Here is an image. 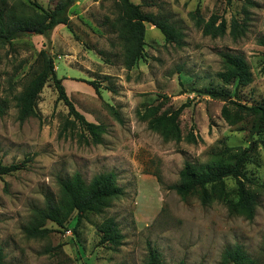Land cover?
I'll return each instance as SVG.
<instances>
[{
	"label": "rangeland",
	"instance_id": "rangeland-1",
	"mask_svg": "<svg viewBox=\"0 0 264 264\" xmlns=\"http://www.w3.org/2000/svg\"><path fill=\"white\" fill-rule=\"evenodd\" d=\"M59 0H0L15 11L51 8ZM141 10L166 17L183 34L182 44L164 40L145 22L141 55L130 68L113 22L117 0H75L68 9L69 25L58 24L47 35L23 34L0 47V162L28 159L24 168L0 176V264H145L150 248L159 264H219L222 251L235 244L264 264V149L260 135L248 132L246 121L229 125L220 115L223 101L212 92L228 93L250 104L264 102V0H131ZM199 9L207 19L216 14L226 21L224 34L212 37L194 25L189 11ZM236 18L245 31L229 34ZM47 52L75 108L88 121L102 124L101 141L94 143L83 125L68 114L52 80L36 100V116L19 122L16 95L38 70V52ZM221 52L241 54L252 81L234 94L224 84ZM99 85L97 94L87 81ZM187 102L179 117V140H165L147 127L139 114L152 104L170 111ZM114 106L116 119L106 106ZM241 126L245 128L240 129ZM188 131L195 142L185 139ZM223 141L249 146L248 186L256 195L254 216L229 214L224 201L202 204L197 193L181 198L170 185L178 183L187 161L204 165L210 149ZM113 172L121 190L101 213H88L78 222L75 212L50 228L43 237L27 236L33 209L46 195L59 196L60 179L80 173L87 183L93 175ZM228 190L233 179L225 180ZM111 217L122 234L113 247L98 243L97 225Z\"/></svg>",
	"mask_w": 264,
	"mask_h": 264
},
{
	"label": "trees",
	"instance_id": "trees-1",
	"mask_svg": "<svg viewBox=\"0 0 264 264\" xmlns=\"http://www.w3.org/2000/svg\"><path fill=\"white\" fill-rule=\"evenodd\" d=\"M75 0H59L51 8L36 10L30 6L29 10H21L17 13L14 7L0 4V47L9 44L13 39L23 34L47 35L56 25H69L68 9ZM227 3L230 0H225ZM119 13L113 25L117 30L118 38L123 50V64L130 68L141 55L145 35V22L152 24L163 35L164 40L175 45L182 44V31L168 21L166 17H158L152 12L141 10L139 3L131 0H117ZM189 16L194 25L202 30L203 34L212 37L224 34L226 21L216 14L203 18L199 9L189 11ZM245 31L243 22L231 18L229 22V34L235 39ZM257 43L264 46V34L257 38ZM222 70L216 73L224 84L234 83V94L237 95L240 88L252 81L251 71L246 59L241 54L221 52ZM38 70L28 80L23 89L16 95V118L19 122L30 116H36V100L47 80H52L57 91V99L62 100L68 109V114L74 120L83 125L84 130L90 135L94 143L101 141L100 135L104 126L88 121L74 106L68 97L61 77L55 74L51 56L41 49L38 52ZM94 91L99 93V85L93 80L87 81ZM211 97L220 98L223 103L220 108L221 117L229 125L246 121L248 132L262 134L264 132V102L258 101L250 104L233 99L228 93L212 92ZM187 102L181 103L176 108L160 111L158 104L148 105L140 118L146 120L147 127L158 132L165 140H179L181 132L178 125V117ZM111 114L119 119V114L114 106L106 103ZM5 112L4 104L0 102V115ZM245 128L241 126L240 129ZM185 139L195 142L196 137L191 131L185 135ZM264 149V138H260ZM209 160L202 166H195L185 162L179 170L178 183L170 185L175 192L185 198L187 195L197 193L202 204H208L213 198L225 202L229 214L242 215L247 219L254 216L256 207V195L248 186L250 179L246 174V165L251 159L249 146H230L223 141L213 146L209 151ZM28 159L18 162L3 164L0 162V176L15 170L24 168ZM233 179L234 187L226 188L225 180ZM59 196L54 199L46 195L44 205L34 208L31 221L25 226L27 236L43 237L50 228L44 226L46 220L57 225L63 223L75 212V221L78 222L88 213H101L108 203L121 195V190L116 184L115 174L111 171L101 172L92 176L85 183L80 173L74 172L70 177L60 179ZM264 188V184L262 186ZM100 232L98 243L118 246L122 240V234L111 217L103 218L97 225ZM159 254L150 248L145 264H159ZM178 264H183L182 261ZM219 264H257L239 244L225 248L220 256Z\"/></svg>",
	"mask_w": 264,
	"mask_h": 264
}]
</instances>
